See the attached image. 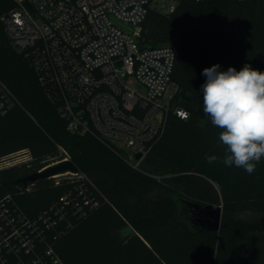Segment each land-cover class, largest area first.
Listing matches in <instances>:
<instances>
[{"label":"trees","instance_id":"trees-1","mask_svg":"<svg viewBox=\"0 0 264 264\" xmlns=\"http://www.w3.org/2000/svg\"><path fill=\"white\" fill-rule=\"evenodd\" d=\"M171 14L150 9L141 47L176 41L172 79L175 104L190 113L170 115L166 130L134 169L92 136L70 133L24 56L10 42L1 17L14 7L0 0V79L21 105L0 113V201L11 196L31 219L49 211L77 185L88 187L98 206L64 221L48 240L64 264H264V158L251 175L226 166L221 129L203 113L205 68L221 71L249 64L264 71V0H173ZM85 179H24L65 157ZM24 154L30 159L4 167ZM216 156L209 163L206 156ZM167 175H172L170 182ZM161 176L164 178L162 179ZM177 177V178H176ZM222 206L220 231L195 232L179 202ZM248 214L252 218L241 222ZM60 233V235H59ZM58 235V236H57Z\"/></svg>","mask_w":264,"mask_h":264},{"label":"built area","instance_id":"built-area-1","mask_svg":"<svg viewBox=\"0 0 264 264\" xmlns=\"http://www.w3.org/2000/svg\"><path fill=\"white\" fill-rule=\"evenodd\" d=\"M11 1L14 7L1 17L6 34L70 133L92 136L138 170L169 116L189 118L174 101L180 90L172 79L176 46L141 47L143 23L156 0ZM176 6L177 1L163 0L159 12L171 14ZM20 105L0 79V113ZM67 160L65 153L51 164ZM63 178L86 177L80 172L51 177L56 184ZM97 206L84 184L36 219L5 197L0 201V264H64L49 232L65 220L66 207L83 216L85 207Z\"/></svg>","mask_w":264,"mask_h":264},{"label":"clouds","instance_id":"clouds-1","mask_svg":"<svg viewBox=\"0 0 264 264\" xmlns=\"http://www.w3.org/2000/svg\"><path fill=\"white\" fill-rule=\"evenodd\" d=\"M201 86L203 113L219 129V141L226 147L223 163L248 174L264 158V71L245 64L239 71L219 64L205 68ZM216 156H206L209 163Z\"/></svg>","mask_w":264,"mask_h":264},{"label":"water","instance_id":"water-1","mask_svg":"<svg viewBox=\"0 0 264 264\" xmlns=\"http://www.w3.org/2000/svg\"><path fill=\"white\" fill-rule=\"evenodd\" d=\"M176 41L161 44L158 47L175 45ZM140 159V155L136 156ZM67 173H79V168L71 160L61 161L46 166L41 171L26 177L23 181L25 186L29 182H36L40 179L51 178L56 175H64ZM182 205L181 215L188 220L191 229L195 232H216L220 231L223 218L222 206L200 205L186 199L179 201Z\"/></svg>","mask_w":264,"mask_h":264},{"label":"rangeland","instance_id":"rangeland-1","mask_svg":"<svg viewBox=\"0 0 264 264\" xmlns=\"http://www.w3.org/2000/svg\"><path fill=\"white\" fill-rule=\"evenodd\" d=\"M163 3V0H156L152 6V9H155V10H158L160 9V5ZM27 158L26 155L24 154H20V155H15V156H12L10 158H7L6 160L2 161V166L4 167H8V166H12V165H15V164H20L18 163L19 161H22V160H25ZM141 169H144L146 170L145 166L144 165H141L140 167ZM161 178L163 179L164 177L161 176ZM175 177H173L172 175H167L165 180L170 182L171 179H173ZM177 178V177H176ZM218 207V206H217ZM252 218V216L248 215V214H245V215H242L238 218L239 221L241 222H246L248 220H250Z\"/></svg>","mask_w":264,"mask_h":264}]
</instances>
